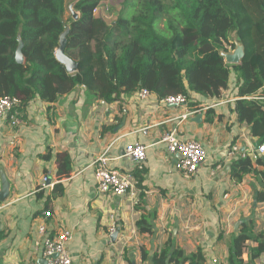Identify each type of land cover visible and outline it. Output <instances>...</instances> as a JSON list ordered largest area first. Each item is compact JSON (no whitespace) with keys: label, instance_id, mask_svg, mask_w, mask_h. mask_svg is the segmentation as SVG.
Masks as SVG:
<instances>
[{"label":"crops","instance_id":"obj_1","mask_svg":"<svg viewBox=\"0 0 264 264\" xmlns=\"http://www.w3.org/2000/svg\"><path fill=\"white\" fill-rule=\"evenodd\" d=\"M236 88L231 72L220 99L236 97ZM90 92L78 85L51 104L35 98L18 109L22 123L16 127L0 120V169L9 180V195L0 202V264H41L44 258L34 242L44 221L53 235L71 230L67 249L73 264H152L155 249L169 238L185 255L200 251L205 263L229 264L232 238L242 221L252 220L254 233H264V204L255 199L264 179L251 173L232 180V158L225 156L230 145L247 155L260 142L251 125L237 121L235 101L203 110L219 99L191 92L189 102L195 101L197 112L182 118L191 106L164 107L155 92L144 101L137 91L111 103ZM173 128L178 139L195 140L206 149V161L189 178L177 169L178 155L168 154L161 142ZM135 141L147 147L139 185L137 166L122 155L124 145ZM48 148L52 155L44 160L40 154ZM105 149L109 166L135 181L122 197L97 191L92 163ZM61 150L69 152L72 170L58 180L55 154ZM257 157L264 161V155ZM44 177L61 182L63 193L54 196L52 188H44L37 194ZM48 210L51 216L45 219ZM111 214L117 217L113 239ZM138 221L151 232H140ZM242 258V264L259 259L249 261L248 251ZM166 260L174 264L170 255Z\"/></svg>","mask_w":264,"mask_h":264},{"label":"trees","instance_id":"obj_2","mask_svg":"<svg viewBox=\"0 0 264 264\" xmlns=\"http://www.w3.org/2000/svg\"><path fill=\"white\" fill-rule=\"evenodd\" d=\"M102 1L0 0V97H17L24 108L35 98L54 103L84 85L104 103L143 88L158 98L190 97L192 92L220 99L233 72L238 99L232 110L237 121L251 125L252 134L264 139V103L244 98L264 93V0H131L126 4L130 16L120 10L110 23L95 14ZM161 15L163 28L158 26ZM65 31L64 52L78 66L72 73L55 57ZM232 33L239 37L238 43ZM18 39L23 43L21 64L15 61ZM237 44L243 56L239 63L228 64L223 54ZM194 103L188 101L189 108ZM51 155L48 148L40 157L49 160ZM55 164L58 180L70 175L68 151L57 152ZM256 165L264 166L262 157L232 158L231 179L239 182L251 173L264 179V169L257 170ZM141 169L134 171L138 185ZM51 190L54 196L61 195L63 184L54 183ZM255 199L264 204V189ZM142 224L137 222L140 232H151L149 225ZM254 230L252 220L242 221L232 238L229 264H242L244 251L249 261L264 255V233ZM168 255L174 264L205 263L200 251L185 255L179 247L173 248L170 238L155 249L151 263L165 264Z\"/></svg>","mask_w":264,"mask_h":264},{"label":"built area","instance_id":"obj_3","mask_svg":"<svg viewBox=\"0 0 264 264\" xmlns=\"http://www.w3.org/2000/svg\"><path fill=\"white\" fill-rule=\"evenodd\" d=\"M150 92L146 89L138 91V98L140 101H144L148 98ZM190 96V95H189ZM190 97H186L183 94L168 95L159 98L158 103L162 106H175L186 107L188 105ZM248 100H257L264 103L263 94H253L244 97ZM238 97L222 98L214 103L206 105L203 110L224 105L230 102H234ZM21 107L19 98L12 96L0 97V120H7L10 127H16L22 123V119L18 114V108ZM197 112V109H186L185 113L181 116L186 118L188 115H192ZM161 142L165 144L166 151L170 155H178L177 169L183 174L184 177L189 178L198 172L199 167L206 161L207 153L206 149L197 141L181 140L176 135V130L173 128L168 132L161 135ZM230 149L225 152V156L228 158H235L236 153L240 154V157H244L245 153H240L238 147L230 145ZM147 147L139 142L127 143L123 147L122 155L126 157L130 162L134 163L137 168H141L146 160ZM108 149H105L99 156L93 160V175L96 182V188L99 193L112 194L118 197H122L134 188L135 181L128 172H122L112 169L108 162L107 156ZM252 158L264 155V139H262L252 151ZM53 182L44 177L41 181L37 191L44 188H52ZM45 219L51 216V212L44 211ZM116 219L114 214L110 215V229L109 233L112 234L116 231ZM38 238L34 242V246L42 254L46 264H73L72 258L67 249V244L72 239L71 230L63 228L56 235H53L50 229L47 227L44 221L37 228ZM205 264H219L216 260H210ZM255 264H264V255L261 256Z\"/></svg>","mask_w":264,"mask_h":264},{"label":"water","instance_id":"obj_4","mask_svg":"<svg viewBox=\"0 0 264 264\" xmlns=\"http://www.w3.org/2000/svg\"><path fill=\"white\" fill-rule=\"evenodd\" d=\"M69 8L71 11L72 18L74 20H77L78 13L73 9V4H70ZM65 44H66V31L63 32L59 37V44H58L57 49L55 50V57L58 62L64 65L67 72L72 73L77 70L78 66H77V63L73 59H71L65 54L64 52ZM22 46H23V43L21 42V40L18 39V45L15 50V61L19 64L23 63ZM235 47H236L235 50H233L232 52L223 54L225 61L227 63L235 64V63H239V61L241 60L243 56V48L241 44H237ZM0 184H1L0 202H2L9 195V180L5 176L2 169H0ZM235 230H237V224L235 225ZM116 234H117V231H115L110 236L111 239H113L116 236ZM166 263H167V260H166ZM41 264H46L45 259H43V262H41Z\"/></svg>","mask_w":264,"mask_h":264},{"label":"rangeland","instance_id":"obj_5","mask_svg":"<svg viewBox=\"0 0 264 264\" xmlns=\"http://www.w3.org/2000/svg\"><path fill=\"white\" fill-rule=\"evenodd\" d=\"M131 0H103L96 8L95 14L101 16L106 22L110 23L115 20L117 14L120 10H124V15L126 17L130 16L131 9L130 7H126V4ZM132 3V2H131ZM165 21V16L160 17V21L158 26L163 28V24ZM231 38L234 42L238 43V38L234 33L231 34ZM236 48V47H235ZM235 48L232 49L235 50Z\"/></svg>","mask_w":264,"mask_h":264}]
</instances>
